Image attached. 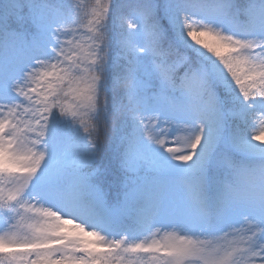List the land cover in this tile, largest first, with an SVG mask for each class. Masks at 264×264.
<instances>
[{
	"label": "snow or ice",
	"instance_id": "6c2138e0",
	"mask_svg": "<svg viewBox=\"0 0 264 264\" xmlns=\"http://www.w3.org/2000/svg\"><path fill=\"white\" fill-rule=\"evenodd\" d=\"M0 264H264V0H0Z\"/></svg>",
	"mask_w": 264,
	"mask_h": 264
}]
</instances>
